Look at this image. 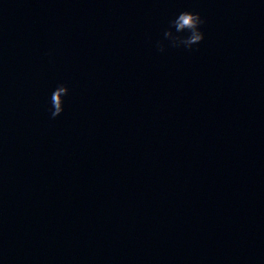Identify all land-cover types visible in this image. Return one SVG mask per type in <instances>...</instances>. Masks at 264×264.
I'll return each mask as SVG.
<instances>
[{"label": "water", "instance_id": "obj_1", "mask_svg": "<svg viewBox=\"0 0 264 264\" xmlns=\"http://www.w3.org/2000/svg\"><path fill=\"white\" fill-rule=\"evenodd\" d=\"M0 264H264V0H0Z\"/></svg>", "mask_w": 264, "mask_h": 264}, {"label": "clouds", "instance_id": "obj_2", "mask_svg": "<svg viewBox=\"0 0 264 264\" xmlns=\"http://www.w3.org/2000/svg\"><path fill=\"white\" fill-rule=\"evenodd\" d=\"M205 24L204 18L197 12L182 11L169 21L168 27L163 31V39L155 42L157 51L165 53L169 48L192 51L205 40V33L202 30ZM175 29V31H173ZM62 93L69 94L64 84H59ZM51 112V109H50ZM64 112V107H58L51 117L56 119Z\"/></svg>", "mask_w": 264, "mask_h": 264}]
</instances>
